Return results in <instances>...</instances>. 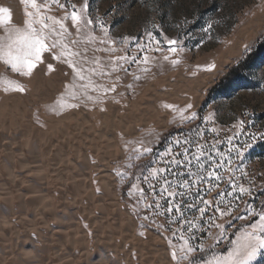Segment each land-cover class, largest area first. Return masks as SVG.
Wrapping results in <instances>:
<instances>
[{"label": "snow or ice", "instance_id": "6c2138e0", "mask_svg": "<svg viewBox=\"0 0 264 264\" xmlns=\"http://www.w3.org/2000/svg\"><path fill=\"white\" fill-rule=\"evenodd\" d=\"M20 3L24 5V19L20 23L13 22L11 7L0 6V63L24 79L41 72L45 76L55 73L63 77L62 91L50 103L41 105L45 113L56 117L82 107L106 112L111 104L125 109L128 95H135L137 82L159 66L158 61L175 68L181 63L179 55L190 51L180 32L169 37L159 25L145 29L139 37L113 38L104 18L93 16L90 0H83L80 5L71 0H20ZM53 6L63 10V15H53ZM183 23L189 21L185 19ZM212 27L208 24L201 32L210 36ZM97 30L102 33L99 37ZM252 46L246 45L241 56ZM118 52L123 54L116 55ZM213 68L215 65L209 64L204 70L210 72ZM129 76L132 81L124 83ZM0 90L21 95L29 91L25 84L6 77H0ZM160 107L173 113L182 125L194 124L200 116L191 102L183 106L161 102ZM34 118L44 126L39 109ZM211 120V113L203 118L205 123ZM234 127L239 131L226 137L223 148L220 145L224 141L219 139L209 146L198 124L189 129L183 140H169L163 151H154L152 141L143 135L128 139L123 133L118 134L128 163L114 167L117 182L129 180L132 175L129 169L137 167L131 161L148 160L128 187L133 202L125 207L138 221L139 236L144 237L155 227L167 242L171 258L168 259L169 252L165 249V264L264 261V183L257 185L255 177L246 171L247 154L258 141H264V131L246 134L244 119ZM204 193L208 198H204ZM256 193L261 194L259 205L251 199ZM157 218L165 223H158ZM229 232L233 238H229ZM204 233L211 244H205ZM221 241H227L224 251H218Z\"/></svg>", "mask_w": 264, "mask_h": 264}, {"label": "rangeland", "instance_id": "374dc122", "mask_svg": "<svg viewBox=\"0 0 264 264\" xmlns=\"http://www.w3.org/2000/svg\"><path fill=\"white\" fill-rule=\"evenodd\" d=\"M71 2L80 5L83 3V0H71ZM0 6L11 7L14 23H20L24 19V5L20 3V0H0ZM90 7L94 17L100 16L104 18L105 23L110 28L113 38L120 39L124 36L139 37L143 34L145 29H152L153 25H159L166 30V34L169 37H175L177 32H180L185 46L190 49V51H186L179 55L178 58L181 60V63L175 68L168 62L158 61L157 63L159 66L154 67L145 79L137 82L135 95H128L126 101L128 104L127 108L121 109L118 105L109 104L108 111L100 112L98 108L93 111H88L86 108L82 107L79 110H73L60 117L45 113L41 105L50 103L62 91L63 85L61 81L63 77L55 73L50 76H45L41 72L34 75L32 78L24 79L19 77L18 74L12 73L8 66L0 63V77L18 80L29 89V91L23 95L19 93L5 94L0 90V160H2L3 156V149L1 148L3 145L1 141L2 128L4 131H10L11 129V137L16 136L19 139L18 144L21 154L29 156L30 153L38 152L35 146L39 143L43 144L44 136L50 135V137L55 138V128L58 126L56 123L72 126L75 120L87 115L88 119L97 127L98 125L100 126L102 122L109 121L111 116L117 115V117L125 121L127 125H125V127L118 126L115 130L116 133L114 137L106 136L103 141H101L102 139L97 141L98 145L102 147V153L100 155L103 156H94L93 144H91V146H86V152L89 157L87 166L90 170L88 184L91 185L96 196H103L106 204L105 214L111 219L117 214V208L113 206L111 197L105 195L107 193V187L110 184L113 185V187L110 188L112 190H110L111 195L116 196L121 208L130 215L125 207L126 204L133 202V200L129 199L128 187H130L131 182H135V176L142 170L140 166L148 163L147 159L138 161L133 160L131 163L137 165V167L129 169V172L132 174L129 180L121 184L114 179V167H120L122 164L128 163L127 154L121 147L119 133H123L128 139H136L143 135L152 141L154 151H163L167 147L169 140H175L176 138L183 140L184 135L189 134V129L197 124L200 125V130L205 133L209 146H211L215 139H219L224 141V143L220 145L222 148L226 145V137L239 131L234 125L241 119H244L246 122V134L264 131V63L254 66L248 72L244 81L233 86L229 92L212 95V97L205 102V105H202L208 96L209 90L212 89L228 70L237 64L247 52L244 53L243 56L240 55L227 69L221 72L214 80L213 84L208 88L197 106L200 116L194 124L182 125L178 118L174 119L173 113L161 109L160 103L163 101L158 99L159 95L175 92L178 89L179 83H181L182 77L185 78L184 81L187 86L190 84V80H198L200 77L214 73L222 58L225 56V52L232 44L231 39L234 34H236L237 30L264 11V0H90ZM52 14L61 16L63 15V10L53 6ZM185 19H187L189 23L184 24L183 21ZM178 24L181 25V28H177ZM208 24L213 25L210 30V36L201 32V29L207 27ZM96 35L99 37L102 33L97 30ZM263 35L264 33L253 44L252 48ZM201 36H204L203 40H201ZM251 49H249V51ZM121 54L123 53H116V55ZM97 55L103 57L106 56V53H97ZM209 64L215 65V68L210 72L204 70ZM44 70L46 71V68ZM131 81L132 77L129 76L125 79L124 83ZM180 95H184V98L187 100L191 98L188 93H182ZM153 97L158 99L157 102L153 101L155 114L144 108L145 103L150 101ZM174 104L180 106L185 105L182 102ZM38 109L39 119L44 125L43 127H41L34 118V113H37ZM209 113L212 114V120L206 123L203 122V118ZM138 129H142L143 131H137ZM208 129H213V131H208ZM149 133L153 134L149 135ZM61 136L63 137L64 135ZM244 138V136H241V139ZM66 142L67 141H65V143ZM82 149L83 143L81 140L75 141L73 146L68 149L70 161L76 164L74 166L81 170L86 166L83 160L78 156V153L83 151ZM15 153L17 155L16 157L19 159L20 154L17 150ZM47 153V150L43 151V155L46 159L49 157ZM62 154L66 155V153ZM22 155L20 158H23ZM93 161H95V163H93ZM107 161L109 162L108 164ZM23 166L22 163L15 168L19 175L18 180L23 183L22 186L25 185L26 180H28V175L24 172ZM99 167H107L108 170L106 174L108 176L103 179V181L105 180L104 186H100L102 183L96 180L97 172L95 170ZM21 171L25 174H19ZM246 171L249 173L250 177H255L257 185L264 183V141H258L247 154ZM224 175L227 176V173H224ZM83 178V176H77L75 179H72L70 182L72 183V187L75 185L74 188L79 186V188H81L83 185ZM7 180L11 182V178H7ZM244 183L245 186H247V182L244 181ZM70 186L71 185L68 187ZM141 186L147 189L146 184H142ZM97 189H99V191H97ZM68 190L69 188L64 192V199H62V195L58 196L56 194L53 196V200L58 203L60 201L63 203L66 202L67 208L70 210L67 209L66 211L63 207L61 208L58 206L57 213L60 220L54 222L50 219L48 223L50 228L48 227L47 230L49 229V232L60 231L65 233V229L67 228V231H71L68 232L70 241L73 239L74 233H77L75 234L77 236H79L81 232L85 233L89 239L88 251L90 255L92 254L90 257L94 258L98 254L96 252L97 250L90 243L94 230L91 228L90 223L86 221V214L88 211H91L92 219H99L101 217V212H99V208L96 205L92 204L91 206V204L86 201H84L82 207L74 209L72 205L71 189ZM101 190L103 193H101ZM1 193L2 189L0 190V194ZM212 195L214 196L215 193ZM0 197H3V195L1 194ZM260 197L261 194L256 193V196L251 199L259 205ZM204 198H208L207 193H204ZM18 207L19 206L16 205L14 206L15 214L13 217H10V219L12 224L16 226V231L13 232V239H17L18 235V241L21 242L23 238L25 241L24 235L28 228L26 226L27 224H22V221L25 219L26 223L28 217H26ZM29 209L30 212L32 208ZM7 211L6 208H0V212L3 214ZM7 213L9 214L8 216H10V212L8 211ZM130 217L135 223L136 238L134 240L128 235L130 228L126 220L121 222L122 225L119 222L115 223L112 219L109 221L111 231H116L119 226H121L119 229L123 231L121 233V238L125 244L124 249H120L117 253L109 251L108 255L111 264H144V262L140 260L141 252L146 254L147 251L150 255L155 254V264H161L163 262L162 258L165 256V249H168L167 242L161 238L155 227L150 228L144 237L139 236L137 234L138 221H135L131 215ZM157 222L165 223V221L160 218H157ZM235 223L239 224L241 222L236 221ZM75 224H77L78 231L77 228L75 229L74 227ZM85 225H87V227H85ZM89 233H91V235ZM203 235L205 237V244H211L212 241L207 239V233ZM113 236L115 237V233ZM48 237L49 234H46L45 238ZM229 238H233L230 232ZM60 242L57 243L58 246L52 245V242L48 243L50 247L47 249H49L50 255H45L48 257L44 260V264H54V253L52 251H55L58 247L61 248L60 246L63 245V242ZM159 243L164 245V250H161ZM69 244L73 245V242L67 245ZM75 244L77 245H75L73 259L78 261L83 256L80 254L81 251H79V242ZM227 246V241H221L218 251H224ZM16 248L14 245L10 246L5 243V240L0 237V264L3 263V259L10 258V253L14 249L17 250ZM170 251L171 249H168V259L171 258ZM133 253H135V258H133ZM210 255L211 253H209V256ZM261 264H264V261H262Z\"/></svg>", "mask_w": 264, "mask_h": 264}, {"label": "bare ground", "instance_id": "6f19581e", "mask_svg": "<svg viewBox=\"0 0 264 264\" xmlns=\"http://www.w3.org/2000/svg\"><path fill=\"white\" fill-rule=\"evenodd\" d=\"M263 33L264 11L237 30L236 34H234L233 38L231 39L232 44L225 52V56L222 58L220 64L217 66L216 71L214 73L208 76L200 77L198 78V80H190V84L187 86L185 85V78L182 77L181 83H179L178 85V91L176 90L173 93L159 95L158 99H161L163 102H182L183 104L191 102L195 106H198L203 95L213 84L214 80L219 76V74L225 69H227L231 65V63L235 61L241 55L242 52H244L246 45H253ZM182 93H188V95L191 97L190 100L185 99L184 95H182V97L180 95ZM158 99L153 97L150 101L145 103L144 108L146 110L152 111L155 114V107L153 105V101L157 102ZM56 124L58 126H56L55 128V138L50 137V135H47L48 137L44 136L43 144L37 143L38 145L35 146L38 152L30 153L29 156H24L21 154L20 146L18 144L19 139L16 136L11 137V129L10 131H4L2 130L3 128L1 129V141L3 144L1 148L3 149L4 157L2 156V160H0V190L2 189L1 194L3 195V197H0V208H6L10 212V216H8V211L4 214L0 212V237L3 238L5 240V243H7L8 245H14L15 248L17 247V250L14 249L15 251L12 250V252L10 253V258L4 257L5 259H3L2 264H44V260L46 259V257H48L45 255L49 254V249L47 248L50 246L48 243L52 242V245L58 246L57 243H59L60 241L63 242V245L60 246L61 248H54L55 251H52L54 253V264H111L110 257L108 255L109 251L117 253V251H119L120 249H124L125 244L123 239L121 238V233L123 232L119 229L121 226H119L116 231H111L109 221L112 219V221H114L115 223L119 222L121 224L123 220H126V222L129 223L130 228L128 235L132 240L136 238L135 223L131 219L130 215H128L121 208L116 196L111 195L112 190L110 188L113 187V185L111 184L107 187V193L105 195L111 197L113 206L117 208V214H115L111 219L108 215L105 214L106 204L103 196H96L93 188L91 187V185L88 184L90 170L87 166V163L89 162V157L86 152V146H91V144H93L94 156L102 157L103 155H100L102 153V147L98 145L97 141L101 139V141H103L106 136L114 137L116 133V128L118 126L125 127V125L127 124L125 121L117 117V115L111 116L109 121H104L101 123L100 126L98 125L97 127L93 124V122L88 119L87 115L81 117L78 120H75L72 126H68L65 124L60 125L58 123ZM60 134L64 136L62 137ZM77 140H81V142L83 143V151H80L78 153V156L81 158V160H83L84 164L86 165L83 170L78 169V167H75L74 165L76 164H74L69 159L68 149L72 147L74 142ZM65 141H67V144L65 143ZM16 150L20 154V156H23V158H20L19 156L18 159L16 157ZM44 150H47L48 152L47 155H49V157L47 159L43 155ZM62 153H66V155H63ZM22 163L24 165V172H26V175H28V180H26V184L23 186V183L18 180L19 175L15 169ZM108 163L109 162L107 161V164ZM95 171L97 172L96 180H98L99 183H102L100 186H104L105 180L103 181V179L108 176L106 175L108 172L107 167H99ZM24 172L21 171L19 174H22ZM77 176L84 177L82 180L83 185L81 188H79L80 186L74 188L75 185L74 187H72V183H70L71 180L75 179V177ZM7 178H11V182H9ZM69 185L71 186L68 187ZM68 188L69 190L71 189L73 200L72 205L74 209L82 207L84 201H86L87 203H90L91 206L92 204L96 205L99 208V212H101V217L99 219H92L91 211H88V213L86 214V221L90 223L91 228H93L94 230L92 240L90 241V243L97 250L96 252L98 253L97 256L94 258L90 257L92 254L90 255L88 251L89 239L85 233L79 232V236L75 235L77 233H74V236L72 235L73 239L70 241L68 232L71 231H67V228L65 229V233L60 231H52V233L48 231L49 229L47 230L48 227L50 228V225L48 226L50 219L54 222L60 220V217L57 213L58 206L61 208L63 207L64 209H66V211L67 209L70 210L69 208H67L66 202L63 203L62 201H60L58 203L53 200V196L56 194L58 196L62 195L61 197L62 199H64V192ZM101 193H103L102 190ZM15 205L19 206L18 208H20V211L22 210L23 214L28 217L26 219V223L25 219L22 221V224H27L26 226L28 228L26 234L24 235L23 233L25 241L23 238V241L21 242L18 241V235L17 239H13V232L16 231V226L12 224L10 217H13L15 214ZM29 208H32V212L30 211L31 214L29 212ZM74 227L76 229L77 224H75ZM114 233L115 237L113 236ZM46 234H49L48 238H45ZM70 242H73V245H67ZM76 242H79V251H81L80 254H82L83 256L78 261L73 259L75 245H77L75 244ZM159 245L161 250H164V245L162 243H159ZM147 252L146 254L141 252L140 260L143 261L144 264H155V254L150 255ZM162 261L163 262L161 264H165V256L162 258Z\"/></svg>", "mask_w": 264, "mask_h": 264}, {"label": "trees", "instance_id": "16d2710c", "mask_svg": "<svg viewBox=\"0 0 264 264\" xmlns=\"http://www.w3.org/2000/svg\"><path fill=\"white\" fill-rule=\"evenodd\" d=\"M264 63V35L259 39L257 44L248 51L244 57L218 81V83L209 90L208 96L202 105L215 94L229 92L231 88L244 81L248 72L257 64ZM244 65L243 68L238 65Z\"/></svg>", "mask_w": 264, "mask_h": 264}]
</instances>
